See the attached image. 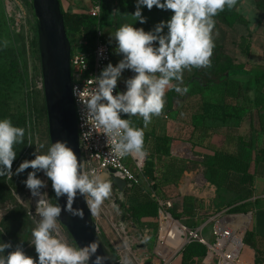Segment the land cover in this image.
I'll list each match as a JSON object with an SVG mask.
<instances>
[{"label":"clouds","instance_id":"clouds-1","mask_svg":"<svg viewBox=\"0 0 264 264\" xmlns=\"http://www.w3.org/2000/svg\"><path fill=\"white\" fill-rule=\"evenodd\" d=\"M236 3L237 0H137L136 10L130 14L135 21L146 23L142 7L170 10L171 18L159 22L151 31L122 25L110 36L116 44V55L122 59L116 65L108 63L98 76L86 81L83 90L73 87V95L85 109L83 118L107 137L108 155L140 158L148 155L144 130L134 127L131 117H142L147 128L153 116L163 114L167 91L174 89L180 95L189 91L187 86H182L183 72L211 66L214 17L226 7L231 10ZM7 46L5 40L4 47ZM125 70L134 75L124 81L126 91L114 94ZM124 115L128 118H122ZM24 137L25 128L14 126L8 118L0 120V177L11 179L32 169L23 183L32 197L37 198L35 213L40 219L32 230L30 242L37 258L27 255L21 244L5 254L13 246L10 242H0V264H89V261L104 264L107 257L97 255V241L74 247L60 236L58 221L62 208L59 203L52 204L42 198L46 194L41 189L47 183L37 173L43 172L51 181L57 200L66 197L63 210L81 219L83 209L73 207L77 196L84 198L92 215H97L104 200L111 195V183L102 179L96 169L86 171L84 161L78 160L73 149L62 140L53 142L45 153L36 151L34 159L22 161L13 173L17 156L14 146L22 144Z\"/></svg>","mask_w":264,"mask_h":264},{"label":"rangeland","instance_id":"rangeland-1","mask_svg":"<svg viewBox=\"0 0 264 264\" xmlns=\"http://www.w3.org/2000/svg\"><path fill=\"white\" fill-rule=\"evenodd\" d=\"M135 10L136 8H131L126 14L121 15L119 28L124 24H131L133 27L151 31L155 25L161 21H167L172 15L170 10H161L155 6L151 10H148L147 7H142V15L147 20L146 23L141 24L130 15ZM236 10L243 20L232 28L223 24L218 15L214 17V43L219 44L222 48V52L219 54L220 62L233 59L236 63H247L252 70H264V0H242ZM166 32L167 28L164 29V33ZM111 34L114 33L110 31L108 35L106 34V38L116 46L115 41L110 40ZM242 36H247L252 43L250 56L242 54L238 47ZM5 40L8 41V46L0 45L2 54L6 56L5 61L16 64L18 71L15 83L9 92V112L15 115L24 112L27 116L28 145L19 161L12 167V171L15 173L16 168L22 161L34 159L36 151L37 153L47 152L51 145L48 116L43 109L45 104L43 82L45 62L39 44L38 20L32 0H0V44L2 42L4 45ZM80 50L85 51V47H80ZM194 72L195 68L191 71L185 70L183 72V85L191 80ZM122 74L129 77L134 75L130 70H125ZM122 84L121 80L120 85ZM230 87L234 88L232 92ZM230 87H212L205 91L203 98L213 103L227 104L228 110L239 111V115L244 117L251 108L249 104L250 98L254 94L252 89L253 80L249 75L239 76L238 79L231 82ZM200 99V96L194 97L185 103L187 104L186 106L184 104L182 112H184L183 117L185 120H193ZM244 124L247 127L248 123L244 122L243 126ZM228 130V132L226 129L220 130L219 136L215 137V140L221 143V134L236 135L237 131H239L236 130L235 132L233 128H228ZM229 139L228 136L227 140ZM227 140L225 145L227 150L238 153L243 160L252 163V165L254 164L255 151L238 146L235 140L229 143H227ZM262 143L263 141L260 140L259 145L262 146ZM203 152L202 149L194 147L192 157H184L196 163V165L191 166L194 168L191 173L186 175L181 182V184L185 185L189 181L191 183L190 187L188 186L187 190L183 189L182 185L180 188L176 187L170 192L168 191L165 198V200H170L172 207H175L178 211L183 208L182 196L186 195L196 198L198 200L195 211L196 216L190 219L187 217L178 219L171 215V218L179 221L188 230V241L189 239H194L190 235V231L194 229L198 231V237L204 238L209 244L213 245L217 242L216 229L218 224H224L225 219L233 216H248L244 230L238 232L243 235V249H245L244 238L247 231L253 227L255 211L259 206L249 212L238 214L230 213V207L222 208L221 204L224 203L225 195L222 192L220 193L217 186L209 180L211 174L207 171L205 165L208 157H213V154L205 153L203 155ZM30 171L32 169H27L19 175H13L11 179L6 177L9 190L7 193L0 194V197L3 196V204L0 206V242H10L13 246L12 249H7L5 254L14 250L16 245L21 244L27 255L37 258L35 248L30 244L32 230L37 226V222L40 219L35 213L37 198L32 197L30 190L23 183ZM37 176L47 183V187L41 189L42 194H46L42 198L49 199L52 204H57L51 181L43 172L37 173ZM198 176H203L206 182L203 181V184H199ZM101 177L108 181V176L105 172L102 173ZM226 196V201H230L234 198V193H227ZM126 204L127 199H124L123 195L111 183V195L104 200L99 213L94 215L99 235L108 255L113 261L119 262V264H163L162 258L170 259L183 247L186 232L181 229V240L176 245L175 251L168 256L161 253L159 247L162 239L161 230H163L162 219L159 229L147 238L146 232L135 226L129 219L124 220L123 214ZM199 220L202 222L198 223ZM226 222L228 223V221ZM58 223L60 236L72 246L77 247L73 237L67 227L62 224L60 218ZM141 244H145L146 247H137ZM244 254L243 259L248 260L249 252L244 250ZM209 257L212 258L213 264H218L220 256L217 253H211ZM240 259L241 256L235 262L238 263ZM172 264H177L176 260ZM247 264H250V262L248 261Z\"/></svg>","mask_w":264,"mask_h":264},{"label":"trees","instance_id":"trees-1","mask_svg":"<svg viewBox=\"0 0 264 264\" xmlns=\"http://www.w3.org/2000/svg\"><path fill=\"white\" fill-rule=\"evenodd\" d=\"M61 1V0H60ZM242 0H237L236 5L228 10L227 7L223 12L218 13L221 22L228 27H234L239 21L243 20L236 8ZM62 6V2H61ZM131 8H136L135 0H105L103 2V13L100 19L91 16L85 12H70L63 8L62 12L65 19V25L68 38L72 48L77 41L84 38L88 41L89 49L95 42V33L100 25L105 30V35L119 28L121 15L126 14ZM107 39V38H106ZM112 49V60L110 63L116 65L122 56L116 55L114 43L109 42ZM215 44L213 55L211 57V66L204 68H195V72L189 82L182 86H187L189 91L180 95L174 89L166 93V108L173 111L178 103L183 105L191 98L200 96V102L192 120V129L190 133V142L195 146H201L213 153V157H208L205 163L207 171L210 172L209 180L214 183L224 193L222 208H229L230 213H246L254 210L259 206L260 198L252 200L255 195V177L257 167L264 162V70H252L247 63H236L232 60L220 62L219 54L222 48L219 44ZM2 46H4L1 42ZM238 47L242 54L250 56L252 51V43L247 36H242ZM6 56L2 54L0 46V120L8 118L12 124L17 127L25 128V137L22 144L14 146L17 156L13 165L19 161L23 152L28 145L27 136V116L19 113L12 114L9 105V92L15 83L17 77V66L14 62L5 61ZM127 71V70H126ZM249 75L253 80V97L250 98L251 108L244 117L239 115V111L228 110L227 104H217L205 100L203 98L205 91L212 87L224 86L230 87L231 82L238 79L239 76ZM129 76L122 74L118 82V92L126 91L124 81ZM122 80L123 84L120 85ZM229 89V88H228ZM234 88L230 87L232 92ZM230 92V93H231ZM229 93V94H230ZM46 113V103L43 108ZM126 115L122 116L125 118ZM247 121V122H246ZM248 123L245 128L246 134L238 136L232 134L222 135V143L213 141V137L220 133L221 127L227 125L229 128L235 129L242 123ZM233 131V130H230ZM229 136V140H227ZM172 137L165 135L158 138L156 152L170 157L168 165L162 172H158L155 164L156 157L150 155L145 160L143 173L154 181L153 192L155 195L144 191L140 186L133 185L126 187L125 191H120L127 204L124 207V220L129 219L135 226L140 229L149 228L157 231L159 228L160 217L165 214V208L157 200V196L161 199L166 198L168 191L176 188L182 174L186 171L193 170L191 166L196 165L193 161H186L171 156L170 142ZM227 143L235 140L236 144H241L255 151L256 157L254 164L243 160L238 154L225 148ZM263 141V145H259V141ZM211 159V160H210ZM253 168V170H252ZM216 176V178H214ZM6 177H0V194L7 193L9 185ZM116 187V186H115ZM234 193V198L226 201V194ZM56 198V197H55ZM57 200V198H56ZM197 199L192 196L184 197L183 210L179 212L175 207L167 210L175 218H193L195 217ZM58 203V200H57ZM3 204V196L0 197V206ZM202 221L199 220L198 223ZM194 230V229H193ZM245 244L253 247L256 251V264H264V235H259L253 229L247 231ZM208 246L197 239H192L181 250L182 264H199L208 254Z\"/></svg>","mask_w":264,"mask_h":264},{"label":"water","instance_id":"water-1","mask_svg":"<svg viewBox=\"0 0 264 264\" xmlns=\"http://www.w3.org/2000/svg\"><path fill=\"white\" fill-rule=\"evenodd\" d=\"M32 3L38 20L39 44L45 62L43 82L50 141L51 144L57 140L66 141L78 160L82 161L77 113L72 93V46L67 35L61 1L32 0ZM110 172L113 184L121 191H125L127 181L115 175L114 169L111 168ZM58 203L62 208L59 218L67 227L77 247H83L95 240L99 243L97 255L107 257L104 264H119L108 255L99 235L94 215L87 208L84 198L78 195L73 204L74 208L83 209V219L73 217L63 210L66 207V197L59 198ZM189 242L190 239L186 244ZM137 247L145 248L146 245L141 244ZM92 260H95V256Z\"/></svg>","mask_w":264,"mask_h":264},{"label":"built area","instance_id":"built-area-1","mask_svg":"<svg viewBox=\"0 0 264 264\" xmlns=\"http://www.w3.org/2000/svg\"><path fill=\"white\" fill-rule=\"evenodd\" d=\"M104 1L105 0H88L87 13L100 19L103 13ZM80 47H85V51H81ZM112 56V49L107 42L105 31L100 25L96 29L95 42L90 49L86 39H79L71 52L72 93L73 87H78L83 90L86 81L98 76L101 70L111 62ZM115 93H118L117 88L115 89L114 94ZM73 98L76 107L80 147L82 161L85 163V170L89 171L91 169H96L100 176L105 172L108 176V181L112 183V186L120 193L118 186L113 184L112 173L110 172L112 168L115 170V175L127 181V186H140L144 191L155 195L152 191L154 181L143 173L144 158L131 156L137 166V172H135L134 169L125 162L126 156L120 157L118 154L108 155L110 152V143H107V137L102 134V130L94 129L90 120L83 118L82 113L85 109L78 102L76 96L73 95ZM124 119H127V117ZM156 198L165 208V214L160 217V221L161 219L171 218V213L167 209L172 208V202L170 200H162L158 196ZM222 227V224H218L216 229L217 242L213 245L208 244L204 238L198 237L197 230L190 231V235L193 236L194 239L208 245L209 255L211 253H217L220 256L218 264H224L226 258L223 256V252H227L229 245H231L230 241L228 245L223 248L222 253L216 250V246L220 244L221 240L224 238L222 229L225 230L226 228ZM122 230L126 233L124 229ZM191 240L192 239H190V241ZM239 257L240 256L235 257L233 262L236 263L235 261H237Z\"/></svg>","mask_w":264,"mask_h":264},{"label":"crops","instance_id":"crops-1","mask_svg":"<svg viewBox=\"0 0 264 264\" xmlns=\"http://www.w3.org/2000/svg\"><path fill=\"white\" fill-rule=\"evenodd\" d=\"M61 2H62L63 8L67 11H70V12L83 13V12H85V10H87V6H88V0H61ZM174 83H175V81H174ZM165 99H166V97H165ZM199 102H200V100H199ZM199 102H198V105H199ZM166 105H167V102L165 104L163 114L159 117L153 116L152 121L148 125L147 128H144V126H143V118L142 117H139V116L131 117L132 125L134 127H137V128H143V130H144V147H145V149H147V152H148V155L144 157V164H145V160L147 159L148 156L154 155L156 157V159H155L156 168H157L159 173L162 172L164 170V168L168 165L167 162H168L170 157L164 156V155H162V153L156 152L158 138H162L165 135H169L172 137V140L170 142V152H171L172 157L189 161V159L184 158V157H192V150H194V145L189 140L191 129H192V121L184 119V117H183L184 112H182L183 111L182 110V104L178 103V106L173 111L167 110ZM186 105L187 104H185V106ZM198 105H197V108H198ZM196 111H197V109H196ZM228 128L229 127L227 125H223L221 127V130L226 129V131L228 132L229 131ZM236 130H239L236 133L237 136L239 134L244 136L246 134L245 124L243 126V123H242L240 126H238L234 129L235 132H236ZM217 136H219V134L218 135L216 134L213 137V141L218 143V140H215V137H217ZM220 137H221L220 141L222 143V141H223L222 134L220 135ZM238 146L243 147V148H247L245 146H242L239 143H238ZM195 148L202 149L204 151L203 155H205V153L213 154L212 152H210L206 149H203L201 146H195ZM125 162L127 163L128 166L133 168L135 172H137V166L134 163V160L132 159L131 155L125 157ZM262 169H263V171H262ZM191 171L192 170L186 171L182 174V176L179 180V183L177 185L178 188H180L181 185L183 187L185 185L190 187L191 183L189 181L185 185L181 184V182L186 175L191 173ZM203 178H204L203 176H198V181H200L199 184H203L204 182H206V180H204ZM184 197H186V195L182 196V202H184ZM256 198H260L261 201L259 203V208H257L255 211L256 214H255L252 229L256 233H258L259 235H264V162H261L257 167V173H256V177H255V195L252 198V200H255ZM182 207H183V203H182ZM182 210H183V208H182ZM181 211H179V212H181ZM159 225H160V220H159ZM178 225L179 224L177 222H170L167 224V227H166L167 230H165L162 234V239H161L160 245L167 243L168 245H174V247H176V245H178L180 243L181 233H180V230L178 228ZM142 230L144 232H146L147 238L150 237L154 233V231L149 229V228H145ZM208 249H209V247H208ZM244 250L248 251L250 254L247 261H249L250 264H256V251H255V249L246 244V247ZM174 251H175V248H174ZM178 251L170 259L162 258L163 264H172L173 262H175V260H176L177 264H182V254H181V251L180 252H178ZM168 253L169 252H166V254H168ZM165 256H168V255H165ZM199 264H213L212 258L209 257V251H208L207 256L204 259H202L201 261H199Z\"/></svg>","mask_w":264,"mask_h":264},{"label":"bare ground","instance_id":"bare-ground-1","mask_svg":"<svg viewBox=\"0 0 264 264\" xmlns=\"http://www.w3.org/2000/svg\"><path fill=\"white\" fill-rule=\"evenodd\" d=\"M205 180V178H203ZM200 181H198L199 183ZM188 186L185 185L183 189H188ZM248 216H240V217H230L229 219H225L224 224L222 223L223 227L226 228L225 230L222 229V232L224 233V238L221 240L220 244L216 246V250L220 251L222 253V250L224 247L228 245V243L231 241V245L228 247L227 252H223V256L226 258L224 264H247V259H243L244 254V243H243V235L241 234L242 230H244L245 226L247 225ZM228 221V223L226 222ZM170 222H177L179 230L183 229L186 234V239L183 243V246L188 241V230L177 220L170 218L169 220L162 219L163 224V230L162 234L165 230H167V224ZM222 227V228H223ZM241 230L240 233H238ZM241 235V236H240ZM178 242V241H177ZM170 243V242H169ZM174 245H168L167 243L161 244L159 249L160 252L164 255H169L174 252ZM166 252H169L166 254ZM245 255V254H244ZM237 256H241V259L238 263H234V258ZM248 256V255H245ZM243 259V260H242Z\"/></svg>","mask_w":264,"mask_h":264}]
</instances>
